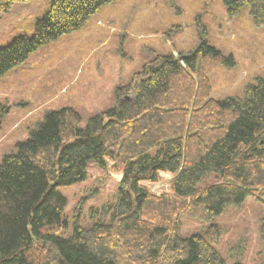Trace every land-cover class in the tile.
Masks as SVG:
<instances>
[{"label":"trees","instance_id":"trees-1","mask_svg":"<svg viewBox=\"0 0 264 264\" xmlns=\"http://www.w3.org/2000/svg\"><path fill=\"white\" fill-rule=\"evenodd\" d=\"M31 1L0 0V13ZM114 1L52 0L31 37L0 48V79ZM221 1L232 17L248 6L255 27L264 28V0ZM230 60L203 37L188 55L144 65L116 88V105L83 129L71 108L46 112L0 164V264H227L215 248V218L229 200L254 198L264 208V77L241 99H212L209 75ZM107 163L121 176L113 204L87 228L75 216L64 236L60 189L84 182L89 166L104 170ZM161 173L171 177L169 191L154 195L144 183H158ZM210 177L213 184L198 187ZM180 217L205 229L182 237Z\"/></svg>","mask_w":264,"mask_h":264},{"label":"rangeland","instance_id":"rangeland-1","mask_svg":"<svg viewBox=\"0 0 264 264\" xmlns=\"http://www.w3.org/2000/svg\"><path fill=\"white\" fill-rule=\"evenodd\" d=\"M51 1L17 3L0 13V48L17 37H31L35 20ZM203 37L231 58L211 71L210 97L243 98L245 88L264 77V28L255 27L248 6L233 17L221 0H115L103 6L83 29L40 49L0 79V164L17 143L29 139L46 112L71 108L83 129L91 116L116 105V88L129 84L144 65L158 56L188 55ZM120 177L110 163L104 170L92 165L84 182L60 189L68 224L64 236L73 229L75 216L87 228L113 204ZM170 179L161 173L158 183L144 185L159 195L169 191ZM213 183L210 177L198 187ZM263 219L264 208L254 198L226 203L214 223L220 231L215 248L227 264H264ZM204 229L197 220L179 218L182 237Z\"/></svg>","mask_w":264,"mask_h":264},{"label":"water","instance_id":"water-1","mask_svg":"<svg viewBox=\"0 0 264 264\" xmlns=\"http://www.w3.org/2000/svg\"><path fill=\"white\" fill-rule=\"evenodd\" d=\"M124 100H125V101H130V100H132V98L129 97V96H125V97H124Z\"/></svg>","mask_w":264,"mask_h":264}]
</instances>
